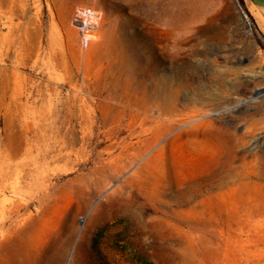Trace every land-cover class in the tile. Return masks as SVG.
Wrapping results in <instances>:
<instances>
[{
  "label": "rangeland",
  "instance_id": "374dc122",
  "mask_svg": "<svg viewBox=\"0 0 264 264\" xmlns=\"http://www.w3.org/2000/svg\"><path fill=\"white\" fill-rule=\"evenodd\" d=\"M0 151L75 225L63 264L92 216L83 264H264V24L247 0H0Z\"/></svg>",
  "mask_w": 264,
  "mask_h": 264
},
{
  "label": "bare ground",
  "instance_id": "6f19581e",
  "mask_svg": "<svg viewBox=\"0 0 264 264\" xmlns=\"http://www.w3.org/2000/svg\"><path fill=\"white\" fill-rule=\"evenodd\" d=\"M147 130L146 127L143 129L144 132ZM9 156L10 152L0 151V264H63L75 241L76 227L69 224L64 216L43 208L42 204L47 196L44 190L46 179L39 168H31L25 162H18L16 165L22 174L18 173L16 183L10 181L12 164ZM133 180L131 176L124 183H132ZM120 188L118 185L115 191ZM8 191L14 192L16 197L7 196ZM29 203L34 204V210L23 211ZM124 206L127 211V204ZM94 220L95 217L92 216L84 223L81 238L76 243L77 247L69 264H83L84 245L89 240Z\"/></svg>",
  "mask_w": 264,
  "mask_h": 264
},
{
  "label": "built area",
  "instance_id": "2783aa9c",
  "mask_svg": "<svg viewBox=\"0 0 264 264\" xmlns=\"http://www.w3.org/2000/svg\"><path fill=\"white\" fill-rule=\"evenodd\" d=\"M75 22L86 36L93 35L102 21V13L99 10L80 7L75 13Z\"/></svg>",
  "mask_w": 264,
  "mask_h": 264
},
{
  "label": "crops",
  "instance_id": "0c3cea01",
  "mask_svg": "<svg viewBox=\"0 0 264 264\" xmlns=\"http://www.w3.org/2000/svg\"><path fill=\"white\" fill-rule=\"evenodd\" d=\"M250 10L255 14L256 19L264 24V0H247Z\"/></svg>",
  "mask_w": 264,
  "mask_h": 264
}]
</instances>
